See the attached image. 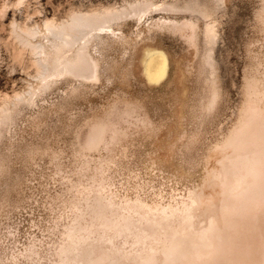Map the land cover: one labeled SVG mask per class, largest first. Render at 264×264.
I'll list each match as a JSON object with an SVG mask.
<instances>
[{
  "label": "bare ground",
  "instance_id": "obj_1",
  "mask_svg": "<svg viewBox=\"0 0 264 264\" xmlns=\"http://www.w3.org/2000/svg\"><path fill=\"white\" fill-rule=\"evenodd\" d=\"M232 1L125 0L11 23L15 59L28 55L33 82L0 95V190L13 186L11 197L0 194V264H264V0L239 103L222 126L217 48ZM165 35L186 43L182 55L165 48ZM117 76L123 94L36 148L35 132L52 114L94 101ZM132 81L142 97L131 95ZM149 99L167 115L155 120ZM152 170L171 185L146 178ZM36 174L42 189H59L39 201L29 186ZM26 202L38 206L31 229L41 235L19 239L14 219Z\"/></svg>",
  "mask_w": 264,
  "mask_h": 264
},
{
  "label": "rangeland",
  "instance_id": "obj_2",
  "mask_svg": "<svg viewBox=\"0 0 264 264\" xmlns=\"http://www.w3.org/2000/svg\"><path fill=\"white\" fill-rule=\"evenodd\" d=\"M15 1L16 0H0V95H4L5 93V95H13L15 92L23 91L28 87L30 83L33 82V71L31 68H29L28 55L24 56L25 61L23 63H19L15 59V46L13 44L14 39L11 35V23L14 20L22 25L25 23L32 25L35 24V22L41 21L45 17L63 19L71 9L82 7V9L88 10L98 7V5L100 4H121L125 0H27L26 4L19 8L14 6ZM156 1L162 2L165 0ZM179 1L182 3L188 0ZM5 5H7L8 9L5 14H2L1 10ZM260 5V0H233L229 4L227 14L222 19V26L220 28L221 38L219 41V46L217 48V59L219 67L221 69V85L223 87V92L227 104V112L219 120V123L222 126L229 123L230 116L236 109V106L240 100L239 88L242 81L243 70L247 63L246 45L248 40L253 36L255 32L256 13ZM179 39L180 38L178 37L165 35L163 38L165 48L167 50H170L171 53L174 52L173 54L182 55L186 49V43L182 39ZM116 78L118 80L115 81V86L113 87L114 89H107V86L104 87L105 89H107V91L111 92L108 97H103L106 91H104L105 89L101 88V90L99 89V92L101 91V96L94 99V101L93 97L87 96L79 101H74L72 106H68L65 109H62V111H60L58 115L55 116L54 114H52L51 118L46 123L42 124L35 132L34 136H38L36 138L34 137L33 141H40L36 148L42 147V140L44 139V137H47L49 133L53 134L55 132V136H58L59 134L66 133V131L69 132V123L73 118L77 117L81 119L85 115L90 113V111H92V109H94L95 107L98 110L100 108L102 109L103 106H107L109 104V100L111 102L114 100L113 97L116 96V93L119 95L123 94L125 90L119 82V85L117 83V81H119V76H117ZM130 86H132L130 88H133L130 89L133 98H140L139 96L142 97L143 90L135 83V81H132ZM159 95L166 96L167 94L164 91H160ZM148 101L150 114L155 120H158L159 117H161L163 114L167 115L166 108L164 107V105H160V102H150V99ZM77 105L80 106L78 107ZM69 107H71L72 110ZM209 137L210 135L205 136V138L208 140ZM25 142L26 141H22L23 144ZM27 148L28 147L22 145L17 151V155H20V164L18 166L17 173L15 174L16 177L21 176L23 173L21 164L26 161L28 154ZM42 164H44V162H42ZM135 164L137 165V168H139V166H141L140 160H137ZM139 170L143 171L141 170V168H139ZM145 176L146 178H150V180L158 184L163 183L166 188L168 187L166 186V184L171 185L156 171L152 170V172H148V174H145ZM40 177V174H36L35 176H33L29 185L30 187H36L34 193L36 191L35 197L39 201L42 199V197L44 198V196L47 195L46 191L49 190L54 193L59 189V185L45 186L47 185L46 183L42 189L41 183H43V181L42 179H40ZM141 180H143L142 172ZM45 187L47 189H44ZM12 191V182L10 185L8 181H4L0 190L2 198L7 199L8 195L11 197L13 194ZM26 191L29 195L32 193L29 188L26 189ZM14 194L16 198H19L20 195H18L17 193ZM21 196L23 197V195ZM23 198L25 199V197ZM24 206L26 208L20 210L14 219L20 228L21 236L19 239H23L27 235L28 231L36 232L38 235H41V233L37 229H31V220L33 219V216L35 218H38V214L40 213L37 210V204L33 205L31 204V202H26ZM32 207H34V211L32 210ZM10 209L11 208H5L4 213H9ZM44 222L45 221H43V223Z\"/></svg>",
  "mask_w": 264,
  "mask_h": 264
}]
</instances>
